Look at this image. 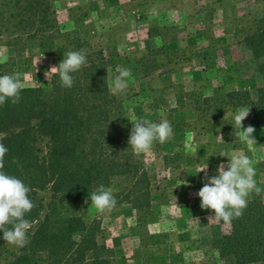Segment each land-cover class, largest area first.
I'll return each mask as SVG.
<instances>
[{
    "label": "rangeland",
    "instance_id": "rangeland-1",
    "mask_svg": "<svg viewBox=\"0 0 264 264\" xmlns=\"http://www.w3.org/2000/svg\"><path fill=\"white\" fill-rule=\"evenodd\" d=\"M41 1L48 8L45 31L32 23L30 0H0V53L8 57L0 63L3 70L22 73L24 87H45L53 74L47 71L67 52L101 51L114 66L110 87L119 69L132 72L126 90L117 94L128 105L123 124L129 132L137 119L167 120L173 128L169 140L140 154L150 183L148 206L134 209L120 201L130 180L119 178L111 186L113 211L99 213L87 198L74 213L99 223L97 239L110 250L112 264H223L211 246L222 227L201 212L199 170L208 165L211 177L219 164L229 163L222 152L246 154L255 161L259 187L264 179V126H253L249 114L242 124L255 128L256 143H246L236 135L239 108L221 101L227 92L258 84L240 42L264 18V0ZM220 107L222 113H214ZM37 197L42 218L50 188ZM18 250L3 242L0 264L13 261Z\"/></svg>",
    "mask_w": 264,
    "mask_h": 264
},
{
    "label": "trees",
    "instance_id": "trees-1",
    "mask_svg": "<svg viewBox=\"0 0 264 264\" xmlns=\"http://www.w3.org/2000/svg\"><path fill=\"white\" fill-rule=\"evenodd\" d=\"M27 10L35 16L32 23L43 25L45 31L47 6L30 0ZM240 46L248 52L246 65L252 66L258 84L227 92L221 101L230 108H249L251 124L260 128L264 126V18ZM85 55L87 66L72 74L71 89L61 87L58 74H52L45 87H24L19 103L8 99L0 105V143L8 148L3 171L31 189L29 198L35 204L26 214L33 228L28 231L30 243L19 248L9 264H112L110 250L97 239L99 223L88 224L74 213L75 207L100 185L111 188L119 178L130 180L118 194L120 201L134 209L149 204L148 174L141 156L129 146L130 132L123 124L128 105L110 91L112 61L101 51ZM2 68L0 75L14 74ZM204 101L208 104L210 99ZM214 113L221 114L222 108ZM41 144L44 149H39ZM47 187L53 201L40 218L37 191ZM260 187L264 188V179ZM201 212L214 215L212 210ZM216 220L222 231L211 246L223 264H264V192L249 199L241 218L231 223ZM3 242L0 231V247Z\"/></svg>",
    "mask_w": 264,
    "mask_h": 264
},
{
    "label": "clouds",
    "instance_id": "clouds-1",
    "mask_svg": "<svg viewBox=\"0 0 264 264\" xmlns=\"http://www.w3.org/2000/svg\"><path fill=\"white\" fill-rule=\"evenodd\" d=\"M7 60V55L0 53V63H6ZM87 63L83 51H69L58 65L52 66L47 72L58 74L61 87L71 89L74 85L72 74L87 66ZM131 77L130 69H119V74L115 76L110 91L113 94L123 93ZM24 86L22 73L0 75V105L5 104L8 99L13 104L19 103L20 92ZM248 115L249 108L242 107L237 109L233 120L235 128L238 129L237 137L248 144H253L256 143L253 137L255 128L251 125L244 128L242 124ZM132 124L128 144L136 155L149 152L154 143H164L173 135V128L167 120L157 123L147 119H137L132 121ZM7 153L8 148L0 143V231L3 232V240L9 245L23 248L30 243L28 231L32 227L31 222L26 219V214L35 207V204L29 198L31 189L22 180L3 171ZM219 155L229 157V163L219 164L217 174L211 177L207 173L208 165L202 167L199 172H204V182L197 195L201 200L202 209L212 210L213 217L231 223L232 220L243 216L248 206L249 196L252 193L259 196L264 192V188L257 185L255 161L252 158L246 154L229 156L222 152ZM90 199L91 205L99 213H110L117 204L113 190L104 185H100L90 195Z\"/></svg>",
    "mask_w": 264,
    "mask_h": 264
}]
</instances>
